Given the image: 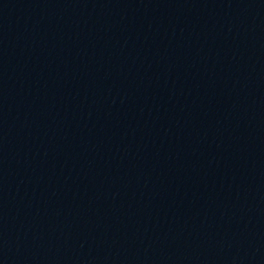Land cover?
<instances>
[{"label": "water", "instance_id": "water-1", "mask_svg": "<svg viewBox=\"0 0 264 264\" xmlns=\"http://www.w3.org/2000/svg\"><path fill=\"white\" fill-rule=\"evenodd\" d=\"M264 195V0H0V264H116Z\"/></svg>", "mask_w": 264, "mask_h": 264}]
</instances>
